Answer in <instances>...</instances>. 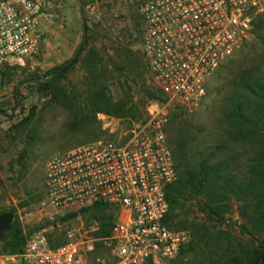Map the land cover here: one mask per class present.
Returning a JSON list of instances; mask_svg holds the SVG:
<instances>
[{
	"label": "built area",
	"instance_id": "built-area-1",
	"mask_svg": "<svg viewBox=\"0 0 264 264\" xmlns=\"http://www.w3.org/2000/svg\"><path fill=\"white\" fill-rule=\"evenodd\" d=\"M259 14L264 0H147L141 7L142 48L168 102L196 109L220 65L253 39ZM59 18L57 0H0V67L38 56L46 28ZM161 110L152 104L147 124L124 143L98 140L52 154L38 203L49 226L31 234L22 251L0 255V264H91L96 245L86 232L70 229L59 245L49 234L61 217L97 202L119 208L108 243L114 264L176 258L191 236L165 223L166 192L179 173Z\"/></svg>",
	"mask_w": 264,
	"mask_h": 264
},
{
	"label": "rangeland",
	"instance_id": "rangeland-1",
	"mask_svg": "<svg viewBox=\"0 0 264 264\" xmlns=\"http://www.w3.org/2000/svg\"><path fill=\"white\" fill-rule=\"evenodd\" d=\"M57 1L59 5L67 3L69 10L79 8V18L73 14V21L60 33V41H56L61 42L59 47L69 45L68 54L71 53V46L76 44L73 53L67 56L61 50L62 54L55 57L54 52L58 50H53L54 42L50 41L49 30L46 29L38 56L22 63H5L0 67V213L13 211L14 221L19 222L26 239L35 231L49 226L38 210V203L46 192L45 167L52 154L98 140L124 143L134 129L147 124L150 118L149 107L155 103L167 118L169 139L179 133V122H183L201 145L211 144L214 138L210 134H215L221 127L225 98L229 96L227 89L234 77L232 72L225 74V70L217 71L210 79L200 105L192 111L186 110L168 102L167 96L161 94L149 70L142 48L141 15V7L147 0ZM76 19L81 24L79 29ZM84 23L88 25V48L94 47L98 52L94 54L93 60L89 58L87 51L84 53L80 63L62 83L64 93L43 89L41 82L46 79L45 73L74 54L84 37ZM251 41L247 47L244 45L227 60L238 64L241 59L250 56L249 51L253 47ZM244 54L247 56L242 58ZM101 58L103 60L99 62L107 67L109 76H115L109 83L112 94L116 99L123 95L118 76L128 78L137 108H134V115L128 117H117L106 112L93 113L90 119L85 118L78 124L77 121L80 122L83 116L80 109L72 104L91 103L89 84L93 81V75L89 68L92 69L94 60ZM101 80L102 78L98 81ZM148 91L161 94V98L148 100ZM113 209L106 210V213L114 214V225L119 209ZM106 213L91 208L61 217L60 226L49 234L52 245L64 243L68 230L81 229L95 241L96 251L89 255L90 263L114 264L108 245L112 228H107L110 229V234H101L102 224L107 221L103 218ZM231 217L229 222L233 227H229L235 236L238 240L248 242L249 237L240 234L239 229L245 220L237 211ZM184 230L191 236L189 229ZM8 242L9 240L0 241V255L13 254ZM97 258H101L103 262H97ZM173 262L170 260L167 264ZM176 263L179 264V261Z\"/></svg>",
	"mask_w": 264,
	"mask_h": 264
},
{
	"label": "trees",
	"instance_id": "trees-1",
	"mask_svg": "<svg viewBox=\"0 0 264 264\" xmlns=\"http://www.w3.org/2000/svg\"><path fill=\"white\" fill-rule=\"evenodd\" d=\"M84 37L72 57L52 67L45 73L41 87L55 93L63 92L62 83L77 67L84 53L94 58L98 51L88 48V25L84 23ZM256 40V41H255ZM253 47L244 60L223 62L217 71L233 73L227 89L222 123L213 143L201 145L190 132L188 125L179 122L181 129L171 139L168 137L179 177L166 192L169 210L166 225L173 229H189L191 241L172 264H264V15L253 20ZM250 43L246 44L249 45ZM258 44H260L258 46ZM89 49V50H88ZM247 54L242 56L246 57ZM96 57V55H95ZM94 60L93 81L89 84L91 103L72 104L83 116L78 124L90 119L91 114L106 112L117 117L134 115L137 105L133 101L132 85L128 78L118 76L123 95L118 99L111 92L109 71ZM236 68V70L234 69ZM216 71V72H217ZM234 71V72H233ZM215 72V73H216ZM215 75V74H214ZM213 75V76H214ZM102 80L99 82L98 80ZM208 90V88H207ZM161 94L163 92L160 89ZM147 93V91H146ZM148 91V100L161 98ZM77 100V99H76ZM74 108V107H73ZM88 113V114H86ZM202 142H205L203 140ZM108 203L97 202L88 210L113 209ZM119 209V208H117ZM113 209V210H117ZM237 211L245 220L240 224V234L248 242L238 240L230 225L231 214ZM6 213L5 211L0 213ZM76 213L72 214L75 215ZM107 214V213H106ZM201 215V216H200ZM102 235L110 234L114 214L104 215ZM229 225L231 227H229ZM12 252L23 250L26 237L19 222L13 221L12 229L1 242L8 241ZM8 249V247H6ZM185 260H182L184 259ZM181 259V262H180ZM151 264V263H149Z\"/></svg>",
	"mask_w": 264,
	"mask_h": 264
},
{
	"label": "crops",
	"instance_id": "crops-1",
	"mask_svg": "<svg viewBox=\"0 0 264 264\" xmlns=\"http://www.w3.org/2000/svg\"><path fill=\"white\" fill-rule=\"evenodd\" d=\"M65 2H67V1H65ZM73 14L75 15L74 17L79 18V16H80L79 8H77V10L76 9L75 10L74 9L69 10L67 3L60 5V18H59V20L54 25H50L46 28L47 30H49L50 41L54 42L53 50L54 51L58 50V52H56V53L54 52L55 57L59 56L60 53L62 54L61 50H63L64 55L70 56L76 47V44H73V42H72L73 46H71V53L68 54V50H70V49H68L69 45L64 44L62 47H59L61 42L56 43V41H60V33L63 31V29L67 26L68 23H70V21L71 22L73 21V19H71V16ZM75 23H76L77 28L79 29L81 27L80 26L81 24L77 21V19H76ZM77 44H79V42Z\"/></svg>",
	"mask_w": 264,
	"mask_h": 264
},
{
	"label": "water",
	"instance_id": "water-1",
	"mask_svg": "<svg viewBox=\"0 0 264 264\" xmlns=\"http://www.w3.org/2000/svg\"><path fill=\"white\" fill-rule=\"evenodd\" d=\"M13 221H14L13 211L0 214V239H3L5 233L12 229Z\"/></svg>",
	"mask_w": 264,
	"mask_h": 264
}]
</instances>
